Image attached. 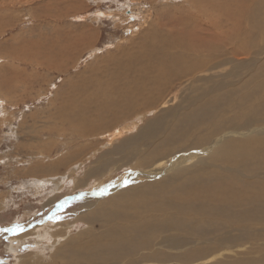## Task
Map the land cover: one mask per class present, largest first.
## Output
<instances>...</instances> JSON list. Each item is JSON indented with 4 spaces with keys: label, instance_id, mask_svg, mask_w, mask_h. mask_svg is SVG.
<instances>
[{
    "label": "rangeland",
    "instance_id": "1",
    "mask_svg": "<svg viewBox=\"0 0 264 264\" xmlns=\"http://www.w3.org/2000/svg\"><path fill=\"white\" fill-rule=\"evenodd\" d=\"M229 1L0 0V264H88L116 233L121 264H264V0ZM192 22L224 48L220 73L177 61L192 53L171 41ZM154 162L172 163L173 197L148 204L146 251L126 240L140 218L128 187L161 181L143 177ZM210 208L224 216L206 220Z\"/></svg>",
    "mask_w": 264,
    "mask_h": 264
},
{
    "label": "bare ground",
    "instance_id": "2",
    "mask_svg": "<svg viewBox=\"0 0 264 264\" xmlns=\"http://www.w3.org/2000/svg\"><path fill=\"white\" fill-rule=\"evenodd\" d=\"M231 1V0H230ZM229 1V2H230ZM218 2V1H217ZM226 2V1H225ZM241 2V1H240ZM244 2H246V1H244ZM238 3V2H237ZM228 4V3H227ZM229 4H231V3H229ZM228 4V5H229ZM240 4V3H239ZM222 5V4H221ZM227 6V5H226ZM240 6V5H239ZM211 7H213V6H211ZM219 9L220 8H215V7H213L212 8V11H219ZM227 9V8H226ZM225 9V10H226ZM223 10V9H222ZM224 10V11H225ZM232 10V8H229V6H228V11L230 12ZM241 10V9H240ZM228 12V13H229ZM263 12V11H262ZM208 13V12H207ZM206 13V14H207ZM234 14V13H233ZM208 15V14H207ZM223 15V14H222ZM227 15H229V14H227ZM255 15V14H254ZM224 16V15H223ZM232 16V15H231ZM253 16V15H252ZM200 17H201V15L200 16H196L195 17V19L197 20V19H200ZM224 18H225V16H224ZM229 18V17H228ZM227 18V19H228ZM233 18V17H232ZM185 20V19H184ZM195 20V21H196ZM237 20V19H236ZM224 21V20H223ZM227 21V20H226ZM237 21H239V20H237ZM199 22V21H198ZM193 23V22H192ZM229 23H230V21H229ZM184 24V23H183ZM186 24V23H185ZM194 24V31L193 30H191L190 31V33L189 34H187L188 32H186L185 34H187V35H185L186 37H181V39H175V40H173V41H171V42H176V43H178L179 45H177L178 47H180L181 45L183 46V49H182V51L183 50H185L186 52H188V51H190L191 53H192V57L191 58H188V60H186L185 58H181V55H180V57H179V59L177 60L181 65H187L188 67H189V70H190V73H191V75L192 76H195L196 74H198L200 71L197 69V68H199V69H201L202 71H203V73H205V76L206 75H209V74H215V72H219L218 70L217 71H215L217 68H219V66H220V64H219V61L221 60V54L224 52V48L222 47V45L221 44H219L218 43V39H210V38H208V37H205L204 35H206L205 33H204V31H200V26H197L196 27V24H195V22L193 23ZM216 24V23H215ZM214 24V25H215ZM217 25V24H216ZM201 26H203V25H201ZM204 29V28H203ZM215 33V32H214ZM213 33V34H214ZM218 37V36H217ZM205 38V39H204ZM202 39H204L203 41H209L210 42V44L209 45H205L204 43H199V44H197L196 42H198V41H200V42H202ZM195 41V42H194ZM182 48V47H181ZM243 52V51H246V49H245V47L244 46H240L239 47V49H238V51L237 52ZM245 53V52H244ZM239 54V53H238ZM242 54V53H241ZM240 54V55H241ZM236 60H237V58H235ZM205 69V70H204ZM220 73V72H219ZM160 99L161 100H165L166 99V96H160ZM126 100H127V98H126ZM128 101V100H127ZM169 101H167V103H168ZM156 103V102H155ZM127 103L125 102V104H123L122 106H124V105H126ZM140 104H142V102L140 103ZM150 105H143L142 104V107H140L138 110H139V112H140V114H143L144 112H147V111H149V109H150V107H151V103H149ZM125 107H128V106H125ZM158 107H160V105L158 106ZM162 108H165V107H162ZM210 108V107H209ZM165 111V110H164ZM192 113V112H191ZM187 115V114H186ZM186 115H185V117H186ZM191 115H193V114H191ZM190 118V116L188 115L187 116V118ZM193 117H194V115H193ZM193 117H191V118H193ZM196 117V116H195ZM194 117V118H195ZM186 118V119H187ZM193 118V119H194ZM197 118L200 120V119H203V118H199V116H197ZM160 120L163 122V120L160 118ZM189 120V119H188ZM192 120V119H191ZM195 120H197V119H195ZM194 120V122L195 123H197V121H195ZM198 120V121H199ZM183 121V120H182ZM193 121V120H192ZM192 121H188L189 123L190 122H192ZM184 122H185V118H184ZM187 122V123H188ZM193 122V123H194ZM184 124V123H183ZM178 127H179V125H178ZM182 130V129H181ZM158 132V126H157V123H156V121L155 120H151L150 122H149V124H148V128H147V134L148 135H150V136H153V135H155L156 133ZM179 132H181V131H179ZM173 133V132H172ZM179 134V133H178ZM170 135V134H169ZM177 135V134H176ZM177 137V136H176ZM260 149H262V148H260ZM260 149H250L249 150V148H247V147H242L240 150H239V152H247L248 151V154H247V156H250L251 154H252V152L253 151H255V150H260ZM121 152V151H120ZM140 155V154H139ZM148 155V154H147ZM150 155V154H149ZM138 156V155H137ZM133 157H135V156H133ZM139 157H141V155L140 156H138V158ZM151 157V155L149 156V158ZM143 158V157H142ZM142 158L141 159H139V160H142ZM146 158H147V156H146ZM146 158H145V160H146ZM132 159H134V160H137L136 158H132ZM129 160H131V159H129L128 158V161ZM133 160V162L132 163H135V165L137 164L135 161ZM145 160H144V162H145ZM138 161V160H137ZM149 161V160H148ZM130 163V162H129ZM147 163V162H146ZM153 163V162H152ZM155 164H157L156 162H154ZM148 164V163H147ZM151 164V163H150ZM170 164H172V163H167V162H160V163H158L157 165H155V167L153 168V166H152V169H150V170H148V171H145V172H143L142 174L144 175L143 177H145V176H148V178L150 179V180H152L153 178L154 179H160V178H162L161 179V181H156L155 183L156 184H152V189H150L148 192H146V193H140L138 190L139 189H141V188H143V186H141L140 187V185H138L137 187H133V186H130V187H128L129 189H134L133 190V193H132V195H136V194H139V195H137V199H136V202H135V208H136V210H135V212L136 213H134V214H140V218H138L137 216H135V218H133V220L131 221V223H133V226L130 224V226H131V229H132V231H131V234L133 233V235H131L132 236V238H126V235H129V234H127V231L126 230H123L124 231V233H125V231H126V234H124L123 235V238L125 239L126 238V240L127 239H131V240H129V241H127V242H130V241H132L131 243L133 244V247H135L134 246V244H136V248H138L139 246L143 249V250H146L148 247H149V244L146 242V241H144V240H139V239H137L138 238V236H140V238L141 239H143V232H146V231H143V230H145V229H147L149 232H154V231H157L158 229H159V225L157 224V223H155L154 222V220L153 219H151V217L150 216H148V215H144V213H147V212H145V211H147L148 209H149V206L152 204V202L151 201H156V203L158 202V201H160L161 199H163L164 198V200H165V203L164 204H166V205H164V209L161 207V209H160V212H163L166 208H167V206H169L170 205V200H171V198L173 197L171 194H168V195H166V198H165V191L167 190V188H166V185L168 184V182H167V180H166V177H162V176H166V174L168 173V172H171V171H169L170 169L168 168L169 166H170ZM129 165V164H128ZM143 165H146V164H143ZM154 165V164H153ZM178 165V164H177ZM130 166V165H129ZM134 166V165H133ZM138 166H139V164H138ZM140 166H142L141 164H140ZM140 166H139V168H140ZM146 166H148V165H146ZM136 167V166H135ZM150 168V167H149ZM143 169H144V167H143ZM134 170V169H133ZM136 170V169H135ZM175 170H176V167H175ZM137 171V170H136ZM140 171H142V170H140ZM138 172L139 171H137V172H134V174L131 172V174H130V176H126V179H125V181H123V182H125L126 184H128V186H129V183L128 182H131V185H134V182H136L137 183V181H139L138 179H141V177H140V174H138ZM140 173V172H139ZM142 177V178H143ZM145 179V178H144ZM169 179H170V177H169ZM147 180V179H146ZM172 180V179H171ZM144 181V180H143ZM122 182V183H123ZM121 183V184H122ZM135 183V184H136ZM158 183V184H157ZM144 185V184H143ZM117 190V189H116ZM115 190V191H116ZM141 190H143V189H141ZM120 198V197H119ZM148 204H149V206H148ZM114 205V204H113ZM113 205L111 206V207H109V209L110 210H108L107 212L108 213H112V214H110V215H113V213H115V212H118V211H121V210H117V208H116V205L114 206L115 207V209L113 208ZM159 205H161V204H159ZM158 206V205H157ZM121 207V206H120ZM123 209H124V207H122ZM122 208H118V209H122ZM156 208V207H155ZM128 209H130V207L128 208ZM128 209H126V211L128 210ZM157 209V208H156ZM125 210V209H124ZM152 211V210H151ZM157 211V210H156ZM127 212H129V211H127ZM150 212V211H149ZM155 212V211H154ZM159 212V213H160ZM104 213V212H103ZM152 213V212H151ZM158 213V212H157ZM221 213H223L222 212V209H220V208H210L206 213H203L204 215H205V219L207 220V219H210V220H212V221H218V220H220V217H222V216H224L223 214H221ZM154 214V213H153ZM105 215V214H104ZM109 215V216H110ZM123 215V214H122ZM122 215H121V217H122ZM150 215V214H149ZM157 215V214H156ZM117 216H119V214L117 215ZM154 216V215H153ZM172 215H170L168 218H167V220H166V222H163V223H167V225H168V227H165L164 225V227L165 228H168V229H163L162 231H164V230H169L170 228H172L174 225H175V223L176 222H170L171 221V219H172V217H171ZM110 217H112V216H110ZM155 217V216H154ZM218 217V220L216 219ZM103 218V217H102ZM113 218V217H112ZM117 218V217H116ZM115 217L113 218V219H116ZM119 218V217H118ZM127 218V217H126ZM109 219V218H108ZM123 219V218H122ZM125 219V218H124ZM123 219V220H124ZM157 219L158 220H160V218L159 217H157ZM104 220V219H103ZM117 220V219H116ZM115 220V221H116ZM122 220V221H123ZM106 221V220H105ZM111 221V220H110ZM117 221H119V220H117ZM130 221V220H129ZM129 221H127V222H129ZM108 222V221H107ZM106 222V223H107ZM113 222V221H112ZM119 222H121V221H119ZM124 222V221H123ZM126 222V221H125ZM126 222V223H127ZM136 222H138L137 224H136ZM161 222V221H160ZM103 223H104V221H103ZM111 223V222H110ZM130 223V222H129ZM111 224H115V223H111ZM110 224V225H111ZM182 224V223H181ZM103 225V224H102ZM107 225V224H106ZM105 225V226H106ZM109 225V224H108ZM109 225V226H110ZM117 225V224H116ZM166 225V226H167ZM114 226V225H113ZM112 226V227H113ZM120 226V225H119ZM182 226H183V230H184V224H182ZM101 227H103V226H101ZM108 227V226H107ZM118 227V226H117ZM126 227H128L127 225H126ZM106 228V227H105ZM104 228V229H105ZM113 228H115V227H113ZM120 228H123V229H125L124 228V226L123 227H120ZM129 229H128V231H130V227H128ZM162 228V227H161ZM112 230V229H111ZM114 230V229H113ZM118 230V229H117ZM117 230H115L116 232H118ZM107 231V230H106ZM115 231L113 232L112 231V233H115ZM120 231L122 232V230L120 229ZM197 231V233H199V234H203L204 232V230L203 229H201V230H196ZM10 232H13V231H10ZM108 233L109 234H111L110 233V230L108 231ZM108 233H106L105 235H107ZM128 233H130V232H128ZM104 234V233H103ZM121 234V233H120ZM123 234V233H122ZM122 234H121V236H122ZM25 235H28L27 233L25 234ZM24 235V236H25ZM104 236V235H103ZM117 236L120 238V235H118V233H116V234H113V235H110L109 236V242H105V243H107L108 244V248H107V252H105L106 251V248L104 249V247L106 246L107 247V244L106 245H102V247H100L101 248V250H99V248H98V252H97V246H96V250H94L93 249V252H94V254L95 255H93L92 254V256L90 257L91 258V260H90V263H88V264H121V262H122V260H123V257H119L118 255L119 254H121V256H122V253H124V252H122L121 253V249H118V250H120V252L117 250V254L115 253L116 251L114 250H112L111 249V247H112V243H113V241H114V244H115V240H117L118 238H117ZM130 237V236H129ZM101 238H103V237H101ZM104 238H107L106 236H104ZM119 240V239H118ZM125 240V241H126ZM133 240H135V241H133ZM107 241H108V239H107ZM120 241V240H119ZM117 241L118 243H121L118 247H123V245L125 244H123L122 245V241ZM124 241V240H123ZM101 242V241H100ZM99 242V243H100ZM104 242V241H103ZM178 243H180V242H176V244H178ZM104 244V243H103ZM127 244V243H126ZM131 244V245H132ZM110 245H111V247H110ZM116 245H117V243H116ZM122 245V246H121ZM130 245V243L128 244V246ZM127 245H125V247H126ZM181 246V245H180ZM180 246H177L176 247V245L173 247V248H179ZM116 247V246H115ZM124 247V248H125ZM105 250H103V249ZM123 248V249H124ZM90 249L92 250V247L90 246ZM89 249V250H90ZM117 249V248H116ZM89 250H86V251H88V253H90V251ZM147 251V250H146ZM78 252H80L79 250H73V251H70V252H67V253H65V254H63L64 255V258H66V260L67 261H69L70 262V260L69 259H71V260H73V259H75V258H77V255H78ZM82 252V251H81ZM84 252V251H83ZM118 252H119V254H118ZM92 253V252H91ZM124 255H126V254H124ZM86 256V255H85ZM88 256V255H87ZM156 256L157 255H153V256H151L150 258H147L145 261L144 260H142L141 259V263H139V264H151V261H153L155 258H156ZM83 257V256H82ZM89 258V259H90ZM118 258V259H117ZM124 258H125V256H124ZM167 259V257L166 256H162V260L163 261H165ZM86 260H88V259H86ZM88 262V261H87ZM163 264H170V263H163ZM197 264H211V261H204L203 263H197ZM219 264V263H218Z\"/></svg>",
    "mask_w": 264,
    "mask_h": 264
},
{
    "label": "snow or ice",
    "instance_id": "3",
    "mask_svg": "<svg viewBox=\"0 0 264 264\" xmlns=\"http://www.w3.org/2000/svg\"><path fill=\"white\" fill-rule=\"evenodd\" d=\"M6 231H13V229H5Z\"/></svg>",
    "mask_w": 264,
    "mask_h": 264
},
{
    "label": "water",
    "instance_id": "4",
    "mask_svg": "<svg viewBox=\"0 0 264 264\" xmlns=\"http://www.w3.org/2000/svg\"><path fill=\"white\" fill-rule=\"evenodd\" d=\"M6 232H8V231H6ZM8 233H10V232H8Z\"/></svg>",
    "mask_w": 264,
    "mask_h": 264
}]
</instances>
